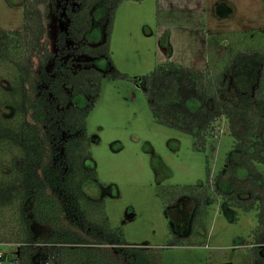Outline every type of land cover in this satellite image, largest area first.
Returning <instances> with one entry per match:
<instances>
[{
	"label": "trees",
	"instance_id": "16d2710c",
	"mask_svg": "<svg viewBox=\"0 0 264 264\" xmlns=\"http://www.w3.org/2000/svg\"><path fill=\"white\" fill-rule=\"evenodd\" d=\"M124 1L66 0L68 25L58 34L57 52L51 49L46 18L55 0H23L24 30L0 29V60L12 63L16 72L0 99V110L12 109L10 119L0 113V150L13 149L7 163L0 164V226L8 224L4 208H14L19 247L13 254L14 259L20 255L22 264H37L39 256L43 264H163L160 248L128 243L123 229L110 225L104 200H93L84 191L85 183L98 176L86 165L91 157L87 117L99 98L103 73L92 61H81L79 68L75 64L82 56L105 57L113 67L111 36ZM101 3H106L105 38L92 45L86 35ZM252 67L256 73L249 80L244 70ZM229 70L241 84L234 94L226 92ZM108 74L127 76L114 68ZM142 87L155 120L193 135L199 150L206 148L215 123L226 118L234 144L225 171L236 176L229 190L223 171L211 184L226 205L258 211L254 261L264 264V49L232 50L217 73L208 66L164 62L143 76ZM80 95L86 97L83 105L75 103ZM209 178L207 167L205 183L166 195L168 204L177 205L181 198L193 204L190 231L176 236L173 245L189 242L206 218L212 202ZM34 224L48 227L49 233L39 240Z\"/></svg>",
	"mask_w": 264,
	"mask_h": 264
},
{
	"label": "rangeland",
	"instance_id": "374dc122",
	"mask_svg": "<svg viewBox=\"0 0 264 264\" xmlns=\"http://www.w3.org/2000/svg\"><path fill=\"white\" fill-rule=\"evenodd\" d=\"M22 2L0 0V29L24 30ZM65 2L55 0L46 13L54 52L58 34L68 25ZM105 13L106 3L93 10V27L86 35L89 44L104 40ZM246 46L264 49V0H126L117 10L111 36L113 67L105 57L77 58L75 68L81 61H92L103 73L99 98L87 117L91 157L86 165L98 176L85 183L84 191L93 200H104L110 225L122 228L128 243L160 248L163 264H256L252 232L258 211L226 205L211 184L223 171L229 190L230 179L236 176L225 171L234 144L226 118L215 123L206 148L199 150L193 135L155 120L142 87L143 76L158 64L208 66L217 73L232 50ZM113 68L127 76L111 77ZM244 73L250 80L256 70L246 68ZM15 75L12 63L0 60V99L11 89ZM228 77L226 92L234 94L241 84L233 70ZM85 102L84 95L75 101ZM0 113L10 119L12 109L3 107ZM12 151L0 150V164L7 163ZM207 167L212 199L207 216L189 242L175 246L172 240L190 231L193 204L181 198L171 205L166 195L171 198L182 186L205 183ZM15 211L3 210L8 224L0 226V264L14 263ZM33 228L39 240L49 233L46 226ZM42 257L37 264H43Z\"/></svg>",
	"mask_w": 264,
	"mask_h": 264
},
{
	"label": "built area",
	"instance_id": "2783aa9c",
	"mask_svg": "<svg viewBox=\"0 0 264 264\" xmlns=\"http://www.w3.org/2000/svg\"><path fill=\"white\" fill-rule=\"evenodd\" d=\"M14 246H15L16 249H17V247H19L18 244H14ZM16 249H15V251H16ZM2 256H3V253L1 252L0 253V257H2ZM13 264H22V261H21V258H20V255L19 254L16 256V259H14V263Z\"/></svg>",
	"mask_w": 264,
	"mask_h": 264
}]
</instances>
